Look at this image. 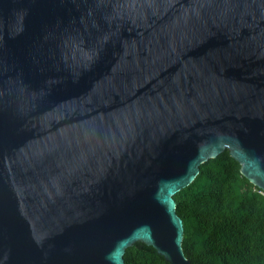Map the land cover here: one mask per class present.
<instances>
[{"label":"water","instance_id":"water-1","mask_svg":"<svg viewBox=\"0 0 264 264\" xmlns=\"http://www.w3.org/2000/svg\"><path fill=\"white\" fill-rule=\"evenodd\" d=\"M224 151L264 193V0H0V264H190Z\"/></svg>","mask_w":264,"mask_h":264},{"label":"trees","instance_id":"trees-1","mask_svg":"<svg viewBox=\"0 0 264 264\" xmlns=\"http://www.w3.org/2000/svg\"><path fill=\"white\" fill-rule=\"evenodd\" d=\"M240 174L224 151L199 167L174 195L183 223L182 250L190 264H264V194ZM125 264H168L141 243L126 249Z\"/></svg>","mask_w":264,"mask_h":264},{"label":"built area","instance_id":"built-area-1","mask_svg":"<svg viewBox=\"0 0 264 264\" xmlns=\"http://www.w3.org/2000/svg\"><path fill=\"white\" fill-rule=\"evenodd\" d=\"M262 194H264L263 192H261Z\"/></svg>","mask_w":264,"mask_h":264}]
</instances>
